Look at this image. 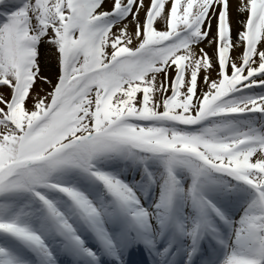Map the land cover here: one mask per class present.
Returning <instances> with one entry per match:
<instances>
[{"label": "snow or ice", "instance_id": "obj_1", "mask_svg": "<svg viewBox=\"0 0 264 264\" xmlns=\"http://www.w3.org/2000/svg\"><path fill=\"white\" fill-rule=\"evenodd\" d=\"M0 264H264V0H0Z\"/></svg>", "mask_w": 264, "mask_h": 264}]
</instances>
